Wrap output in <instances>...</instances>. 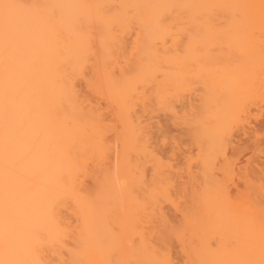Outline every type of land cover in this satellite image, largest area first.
Wrapping results in <instances>:
<instances>
[{"label": "bare ground", "instance_id": "6f19581e", "mask_svg": "<svg viewBox=\"0 0 264 264\" xmlns=\"http://www.w3.org/2000/svg\"><path fill=\"white\" fill-rule=\"evenodd\" d=\"M259 22L264 0H0V264H264L263 179L233 195L215 172L246 88L264 84V49L241 34ZM192 30L227 38L218 56L232 59L217 64L210 124L191 132L202 148L196 188L193 175L174 179L141 119L178 115L179 88L196 72L195 46L179 57L176 45Z\"/></svg>", "mask_w": 264, "mask_h": 264}, {"label": "rangeland", "instance_id": "374dc122", "mask_svg": "<svg viewBox=\"0 0 264 264\" xmlns=\"http://www.w3.org/2000/svg\"><path fill=\"white\" fill-rule=\"evenodd\" d=\"M215 23L216 24H220V25L224 24V22H222V21H215ZM259 25L257 26L258 28L257 27H253V28L249 27L248 28L249 31L246 29V30L242 31L241 34H243V33L244 34H248V35H244V36H248L250 38H253L255 41H257L256 43L259 44L260 49L261 48L264 49V33H263L264 32V22H259ZM198 33H200V32H196V30H192L190 36H188L187 34L180 35L178 37V40H177L178 42H177L176 47H178V49H182L181 51L179 50L178 53H177L179 55V57H182V56L183 57L184 56L188 57V54H186L187 52L185 51L184 48L189 46V42H190V45L192 47L195 46L194 49H193V58H192V60L195 61V62H193V64H192L191 63L192 61H191L190 64L192 65V67H191L192 68V73L196 72L195 74H191V72H190L191 68H189L190 71H188L191 74V76L186 72V83L188 82L189 85L192 87V88L190 87L191 90L187 89L188 83H187V85L185 84L183 87L179 88V92L182 91V92H184V94L183 93L182 94L179 93V95H180L179 97L180 98L176 102V105L178 106V107H176V108H178V109H176V113L178 115L171 116L167 112H164V111L157 112L156 111V112L153 113L154 115L152 114L153 117L152 116L150 117V115L145 114L141 118L143 120V124H145V126H146V130L148 129L149 137H151V138H149V143H151L150 144L151 148H153V150L155 152H157L158 155H160L161 157H163L166 160H169V162L172 165L174 164L173 165L174 166L173 167V174H172L173 176L174 175L176 176V178L174 176V179H177L178 181H180V182H178L176 180L180 184H187V182H188V185H189V183H190L189 178H190L191 181L194 180L191 183H193L192 186L195 187V188L197 187V185H195V184L199 183V181H200V180H196V178L198 176L197 172H198V169H199V159H198V157H199V154H200V150L202 148L201 149L199 148L200 147V144H199L200 142H198L196 139H195L196 142L193 140L194 136H192L193 133L191 134V132H194V130L195 131L198 130L197 132H194V133H198L200 131V129H198L197 127L198 126L201 127V125H199V124H210L208 122H211V121L210 120L208 121V119H205V118H207V116L205 114H207V113L209 114L210 112H212V111H210V109L214 111L216 107L214 105L213 106L215 108L213 106L211 107L212 102L209 101V97L216 98L217 96L220 97V94H222L219 91L220 90V86L217 87L218 85H220L219 81H218L219 80V74H220V71H219L220 65L218 66L217 64H221V63H223V61L225 63H227V61H230V60L232 61L231 58H228V60H227V57H225V59H224L223 57H221V56L219 57L218 56V55H221L219 48L221 49L222 47L225 46V44H223V42L220 43L219 40L227 39V38H225V37L224 38L223 37H215V39L217 38L218 40L216 39L215 42H211L210 43L208 41L210 37H208L206 33H204V32L202 33L201 32L200 37H197ZM205 35L207 36L208 40H207ZM129 38H131V37L129 36ZM129 38H127L128 43L130 42ZM188 38H190L191 40L188 39ZM204 39H206V41ZM201 41H202V44H201L202 46L198 45V43L200 44ZM179 42H181V43H179ZM192 42H193V44H192ZM194 43H196V44H194ZM220 44H221L222 47L220 46ZM207 45H208V47H206ZM198 48H199V50H198ZM209 48H210V50H209ZM211 49H212L213 52L211 51ZM262 49H261V51H262ZM263 52H264V50H263ZM208 54L209 55L211 54L213 59L211 58V55L209 56ZM216 55L218 56L217 58H216ZM207 56H209V57H207ZM204 58L205 59L208 58L207 61H206L207 64L204 62L205 65L203 64ZM215 60H216V63H214ZM208 62H210V63H208ZM263 63H264V60H263ZM190 64L187 67L191 66ZM198 64H200V66ZM202 64H203V66H201ZM208 64H210V65H208ZM214 64L217 65V66H214ZM205 66H207L209 68H207ZM211 66L213 68H217L218 70L216 71V69H213ZM201 67H203V68L201 69ZM198 68H199V70H198ZM212 69L215 70V72H216L214 74L215 76L211 75V74L214 73V72H212ZM202 70H204V71H202ZM261 70L264 71V68L262 69V66H259L258 70H257L258 73L257 72L256 73L258 75V80L261 79V81H264V75H263L264 72L262 73ZM260 71H261V73H260ZM201 74H203V75H201ZM214 77H216L217 80H216V78L214 79ZM188 78H189V80L192 83L190 81H187ZM210 79H212V80H210ZM210 81L211 82L213 81L214 83L213 82L211 83ZM214 84L217 85V86L215 87ZM262 86L264 87V84L260 85V87H261V88L259 87L260 88L259 89L260 93H258V94L256 93V91L254 89L255 86H253V87L250 86L249 89L246 88L247 93H246V96H245V102H244V105L240 108L241 110L240 109L238 110L239 112H238L237 122L233 121L231 123L232 124L231 127H233V128H231L232 132L234 130V132H233L234 135L232 134L233 137L231 136L232 137V142H231L232 144L231 143L229 144L228 148L226 149V153L223 155V157H221L222 155H220V158L218 156V158H216V160H215L216 161V166L217 167L219 166L220 169H221V167L223 169L224 160L225 161L229 160L230 162H232V169L233 170L231 171V173H229V174L227 173L228 175H226V174L224 175V173H223L224 171L220 172L219 168H217V170L215 169V172H216V174H217V176L219 178H224L226 180L227 179L229 180V181L227 180V184H228L227 186L230 185L228 187V189H229V192L231 191L230 193L233 194V195L234 194L238 195V194H242V193H245V192H248V191H252L253 189L250 186V183L251 182H257V181H253L254 178H255L254 180H257L258 178H259L258 180L263 179L262 183H264V88ZM213 87H215V88H213ZM79 88H80L81 93L84 92V94L85 93L89 94L90 97H92L93 100H96L97 102L99 101L98 105L101 108H103V110L105 111V116L106 117H108V118L112 117L111 116L112 115L111 108L106 105L107 101L105 99H103V98L101 99L100 96H97L93 92L88 90V88L85 87V83H83V81H81L79 83ZM218 93H219V95H218ZM251 94H252V96H251ZM251 98L253 100L256 98L254 100L255 102ZM246 99H248V100H246ZM247 101H248V103H247ZM206 102L208 104H206ZM214 102L215 101H213V104H214ZM203 105H205V106H203ZM196 106H198V107H196ZM179 109H181V110H179ZM208 109H209L210 112L208 111ZM244 110H245V112H244ZM199 111L202 113L201 116L198 115V114H201ZM203 111L204 112L206 111V113H204ZM189 112L190 113L192 112L191 115H190ZM193 112H195V113H193ZM194 115L196 116V118H195ZM182 116H183V118H182ZM186 116H188L189 118H195V119H191L190 120ZM198 116H200V117L197 118ZM202 116L203 117L206 116V117L203 118ZM184 117H186V118L184 119ZM200 118L201 119L203 118V119L201 120ZM204 120H206L205 122H207V123H205ZM192 125H194V126H192ZM150 128H151V130H150ZM158 129H160V130H158ZM192 129H194V130H192ZM150 131H151V133H150ZM112 133L113 132H109L108 133L109 136H112L111 135ZM198 139H200V138H198ZM161 154H163L164 156L161 155ZM218 163H220V164H218ZM189 164L191 165L190 167H188ZM221 164L223 166H220ZM189 170L194 171V172L190 173ZM174 171H175V173H174ZM249 172H251V173H249ZM235 173H237V174H235ZM188 174H189V176H188ZM191 175H193V177L195 176V179H193V177ZM231 179H233L232 182L230 181ZM184 200L185 199L182 198L181 202L183 203ZM164 210L166 212L168 211L167 214L169 215V217H171V221L173 223H178L179 222L178 219H180V217H181V211L179 209H176L174 205H171V204L167 203V204H165ZM174 213H175V215H174ZM172 217H173V219H172ZM175 250H177V249L175 248L174 251ZM175 252H176L174 254L175 261L177 263H181L182 259H181L180 254L177 253V251H175ZM176 254H177V257H176Z\"/></svg>", "mask_w": 264, "mask_h": 264}]
</instances>
